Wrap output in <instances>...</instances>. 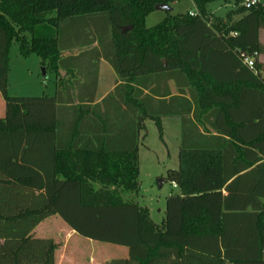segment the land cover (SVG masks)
<instances>
[{
  "label": "trees",
  "instance_id": "16d2710c",
  "mask_svg": "<svg viewBox=\"0 0 264 264\" xmlns=\"http://www.w3.org/2000/svg\"><path fill=\"white\" fill-rule=\"evenodd\" d=\"M177 1L0 0V264H54V241L33 234L53 216L128 248L104 264H264V63H243L264 54V5L240 6L233 20L208 10L214 0H192L195 15L167 12L146 26L157 4ZM89 23L109 36L78 56L105 58L120 80L101 104L80 93L60 105L76 100L62 97L68 80L57 96L8 94L14 42L47 70L73 69L62 52L96 39L82 44L84 28L67 29ZM165 116L182 120L179 166L163 177L178 192L157 223L132 194L140 132L153 120L162 137Z\"/></svg>",
  "mask_w": 264,
  "mask_h": 264
},
{
  "label": "rangeland",
  "instance_id": "374dc122",
  "mask_svg": "<svg viewBox=\"0 0 264 264\" xmlns=\"http://www.w3.org/2000/svg\"><path fill=\"white\" fill-rule=\"evenodd\" d=\"M264 5V0H260ZM241 6L240 0H214L208 4V10L217 17L226 18L229 14L234 15ZM172 15L178 13L192 12L196 8L192 0H181L172 4ZM167 15L165 11L152 12L145 21L146 26L150 27L159 23ZM84 28V37L82 44L88 38H95L96 44H90L77 48L81 54L96 55L95 47L102 50L99 46V39H106L108 36L99 35L92 23L83 24L80 28L70 27L68 32H76ZM76 37L73 38L75 41ZM264 41V33L262 35ZM90 43V42H89ZM95 45V46H94ZM75 51V49L73 50ZM72 51H70L71 53ZM72 54V53H71ZM264 55V54H263ZM259 60L264 63V57L259 56ZM7 92L12 96H42L54 95L56 89V74L52 70L45 69L40 58L36 54L24 57L20 54L18 43L14 42L10 49ZM45 70V71H44ZM5 114V100L0 93V117ZM179 118L165 117L162 119V137L160 131L153 120L146 122L145 136H142L139 142L140 157V182L141 188L138 193L132 194V197L140 205L147 206L155 222L159 223L165 215L166 198L171 193H177L178 190L173 185L164 180L163 184L160 178L166 176L168 169H175L179 166V151L181 147L182 126ZM71 233V228L59 216H53L44 220L38 227L35 236L42 238L49 237L57 246L54 252V264H57L61 254H66L73 259L74 264H94L95 260L104 264L107 261L122 257L127 251V247L114 245L97 240L85 238L75 234L70 242L67 243ZM62 264H68L66 259Z\"/></svg>",
  "mask_w": 264,
  "mask_h": 264
},
{
  "label": "crops",
  "instance_id": "0c3cea01",
  "mask_svg": "<svg viewBox=\"0 0 264 264\" xmlns=\"http://www.w3.org/2000/svg\"><path fill=\"white\" fill-rule=\"evenodd\" d=\"M195 6H196V4H195ZM192 12H197V6H196V8L193 9ZM241 16H242V14H235L233 17V20H236V19L240 18ZM263 33H264V31H261L259 36H260V41L264 44V41L262 39ZM93 44H96V43H93ZM77 52H79L78 49H75V51H72L71 52L72 54L70 53V51H63L62 52L61 58H65L71 54L75 57L74 61L76 64H78V66L74 67L73 69H67L66 67L61 65L58 68V71L55 72V74H56V89L54 91V95H52V96L58 95V91L60 89V81L68 80L72 83V86L70 87L69 84L68 85L65 84V86L63 85V87L61 88L62 89V95H63L62 97L68 98L69 97L68 95L73 94V96L75 97L76 100L74 103L61 102V103H59L60 105L69 107V106H73V105L80 103V101L77 97V95L80 93H83L87 96L93 95L94 98H93L92 104L93 105H99L102 103L103 99L107 95L112 93L114 91L115 87L120 83L118 75L115 72L112 65L110 64V62L107 61L105 58L100 57V59H97L96 57H85V56L80 57V56H78ZM261 57H264V55L262 54ZM95 75H97L96 82H94L95 81L94 80ZM90 81L91 82L93 81V82L90 83ZM85 83H87V84L85 85ZM167 85L170 89L172 96L180 94V93H178L179 90H178V87H177L176 82L174 80H172V79L169 80ZM182 96H185L186 98H190L189 95H186V94L182 95ZM64 111H66V110H64ZM69 113H70V115L72 114L71 112H69ZM165 117L179 118L181 123H182L180 116H165ZM165 117H163V118H165ZM144 132H145L144 130L140 132L139 142H140L141 137L145 136ZM67 140H68V137H66L65 140H63V141L66 142ZM139 164H140V157H139ZM140 168H141V166H140ZM160 179H161L160 180L161 184H163L164 179H162V178H160ZM174 188H176V187H174ZM40 225H41V223L36 227L33 234L36 233V231ZM75 234H77V233H75L73 230H71L70 236H69L68 240L66 241V245H67V243L70 242V239H72ZM34 237L42 238V237H38L37 235L36 236L34 235ZM45 239H50V238L45 237ZM127 256H128V249H127V251H125V253L122 255V257H127ZM60 257L61 258H59L57 264H62V262L65 259L68 262V264L76 263L73 261V259H70L69 256L67 257L66 254H64V253L61 254ZM94 264H101V263L99 261L95 260Z\"/></svg>",
  "mask_w": 264,
  "mask_h": 264
},
{
  "label": "built area",
  "instance_id": "2783aa9c",
  "mask_svg": "<svg viewBox=\"0 0 264 264\" xmlns=\"http://www.w3.org/2000/svg\"><path fill=\"white\" fill-rule=\"evenodd\" d=\"M241 6L245 7L246 9L253 8L260 3V0H240ZM191 15H195L196 12H190ZM259 54L255 52L253 55H247L243 58V63L248 66L249 68L255 67V60L259 58ZM176 187V184H173Z\"/></svg>",
  "mask_w": 264,
  "mask_h": 264
},
{
  "label": "water",
  "instance_id": "95a60500",
  "mask_svg": "<svg viewBox=\"0 0 264 264\" xmlns=\"http://www.w3.org/2000/svg\"><path fill=\"white\" fill-rule=\"evenodd\" d=\"M155 11L172 12V11H173V8H172L171 5L163 3V4H157V5L155 6ZM130 29H132V27H131V26H128V27H125V28H124V31H126V30H130ZM44 71H45V70H44Z\"/></svg>",
  "mask_w": 264,
  "mask_h": 264
}]
</instances>
